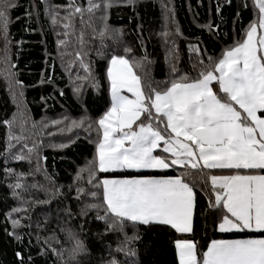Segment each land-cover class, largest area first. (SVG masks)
<instances>
[{
	"label": "trees",
	"instance_id": "1",
	"mask_svg": "<svg viewBox=\"0 0 264 264\" xmlns=\"http://www.w3.org/2000/svg\"><path fill=\"white\" fill-rule=\"evenodd\" d=\"M95 2L101 7L85 12L83 19L79 14L71 17L69 28L62 18L69 14L71 0H14L16 6L8 9L7 34L0 35V264H109L113 259L119 264H179L177 240L198 241L202 254L215 239L264 237L260 231H218L221 209L210 206L215 192L209 177L236 174L235 170H191L185 178L195 183L191 233L130 221L124 222L122 230L119 225L109 230L114 217L109 216L108 222L97 219L104 215L102 188L94 186L101 180L175 177L185 171L182 168L96 172L88 183L102 137L97 122L111 105L107 69L112 56L142 61L136 73L142 85L150 83L157 91L182 76L196 80L244 40L259 17L255 0H112L107 9L105 0ZM75 4L87 8L88 0H75ZM56 13L59 22L54 24ZM105 15L109 33H120L118 38L100 37ZM215 88L224 98L216 84ZM19 95L23 110L16 99ZM65 113L75 121L86 116V126L52 134L57 125L49 122ZM5 121H11V127ZM69 136L72 140L65 147L47 141ZM29 149L38 159L32 170L26 158L16 159L23 151L29 154ZM257 173L264 171L240 170V174ZM45 178L57 193L50 201L30 204L29 220L14 225L12 217L25 202L22 189L38 191L48 185ZM17 182L22 187L16 188ZM80 188L82 194L77 193ZM90 204L101 207L89 208ZM133 237L139 239L125 246L126 239ZM77 239L86 249L78 254L74 253ZM129 250L135 255H128Z\"/></svg>",
	"mask_w": 264,
	"mask_h": 264
},
{
	"label": "snow or ice",
	"instance_id": "2",
	"mask_svg": "<svg viewBox=\"0 0 264 264\" xmlns=\"http://www.w3.org/2000/svg\"><path fill=\"white\" fill-rule=\"evenodd\" d=\"M255 4L260 13L259 24L250 25L246 40L226 51L211 70L201 72L196 80L182 76L171 81L164 91H157L150 83L142 85L136 74V69L143 67L142 61L112 56L107 69L112 105L97 122L102 139L96 169L90 171L88 183L95 179L96 172L116 169L179 167L185 171L175 177L103 179L94 185L102 188L104 207V215L97 219L108 222L109 216L114 217L109 230L117 225L122 230L124 222L130 221L168 225L177 232L191 233L195 183L186 182L185 178L191 170L230 169L236 174L209 177L215 192L214 204L210 206L221 209L218 231L264 232V175L240 174V170L264 171V52L254 39L258 28H264V0H255ZM15 6L14 0H0V35L6 37L8 9ZM111 6L112 0H105V9ZM68 7L69 14L62 18L68 21L65 28L72 26L71 17L79 14L83 19L85 12L93 13L101 5L88 0V7L82 8L71 0ZM57 16L58 13L52 16L54 24L59 22ZM101 19L105 23L100 37L118 38L120 33H109L107 16ZM80 40L83 42L82 33ZM258 43L264 46V36ZM130 51L125 49L126 53ZM213 83L224 98L213 90ZM5 123L11 127V121ZM157 149L167 158L154 155ZM15 187L22 185L17 182ZM83 192L84 189H77L78 194ZM90 195L97 197L96 192ZM18 223L13 221L14 225ZM132 239L139 237L127 238L125 246ZM198 243L191 239L175 241L179 264H264V238L212 240L202 254L198 252ZM84 251L83 242L75 240L74 253ZM127 254L134 256L135 252L129 250ZM109 264L119 262L113 259Z\"/></svg>",
	"mask_w": 264,
	"mask_h": 264
},
{
	"label": "rangeland",
	"instance_id": "3",
	"mask_svg": "<svg viewBox=\"0 0 264 264\" xmlns=\"http://www.w3.org/2000/svg\"><path fill=\"white\" fill-rule=\"evenodd\" d=\"M259 21H260V13H259V17L258 19L254 22L255 24H259ZM249 30V29H248ZM247 30V31H248ZM264 36V28H258V32H257V35L256 37L254 38L256 41H257V47L262 51L264 52V46L260 45L258 43L259 39ZM246 36L244 38V40L241 42L243 43L245 40H246ZM240 43V44H241ZM232 49V48H231ZM230 50V49H228ZM227 50V51H228ZM226 53V51H225ZM225 53L222 55V57L220 59L223 58V56L225 55ZM127 58V57H126ZM219 59V60H220ZM217 60V62L219 61ZM111 61V60H110ZM216 62V63H217ZM109 67H110V62H109ZM137 74V73H136ZM170 87V86H169ZM213 87V90L216 91V88H215V83H213L212 85ZM13 88H14V85H13ZM15 89V88H14ZM166 89V88H165ZM165 89H162V90H159V91H164ZM217 92V91H216ZM110 97H111V84H110ZM125 95H128L129 98H132V94L131 93H128L127 91L124 92ZM21 95V94H20ZM17 96L16 99L19 101L20 103V106L23 105L22 103V100H21V96ZM111 105H112V101H111ZM111 105L109 107V109L111 108ZM108 109V110H109ZM22 110H23V106H22ZM107 110V111H108ZM104 116V115H103ZM102 116V117H103ZM101 117V118H102ZM100 118V119H101ZM53 121H60V123L56 124L57 126L53 128V131L51 132L52 134H56L54 131H61V132H67L66 130H68V132H71L72 130L73 131H78V130H82L81 128V125H84V127L86 126V122H87V119H86V116H83L82 118L80 119H77L76 121L74 119H69V117H67L66 113L59 116L57 119H54L52 120L51 122L49 123H53ZM73 122H76V124H73ZM145 123L147 121H144ZM54 126V125H53ZM135 127V126H134ZM155 127V126H154ZM102 130V129H101ZM14 134V132H13ZM102 139V137H101ZM100 139V141H101ZM72 140V137L69 136V137H63V138H59V137H56L55 139L54 138H49L47 139L48 142L52 143V145H55L56 147H61V145H66ZM99 141V142H100ZM98 144L96 145V157H97V151H98ZM24 150V149H23ZM26 151V150H25ZM27 152V151H26ZM26 152H21L20 156H23L26 158V161H27V165H30L31 167V170L32 168L38 163L37 162V156L34 152H30L29 154L26 153ZM154 155H159V156H164L165 158H167V156L165 155V153H163L162 151H159V152H154ZM81 170V169H80ZM117 170V169H116ZM161 170V169H160ZM252 175H264L262 173L260 174H252ZM44 181L48 182V185H44V187L42 189H38V191H35L33 192L31 189H27L26 188V191L24 189H22V193H21V198L23 199L24 204H23V210L21 209H18L17 213L15 215H13V220L14 221H18L19 225H21L22 223H26L29 219V215L26 213V208H29L30 207V204H35V203H39L40 201H43V200H51L50 197L51 195H53L54 193L56 194V190L50 185L48 179H44ZM193 217H194V214H193ZM17 224V225H18ZM34 225L39 228V223L38 222H35L34 221ZM192 227H193V220H192ZM193 229V228H192ZM215 240H218V239H215ZM178 254V253H177Z\"/></svg>",
	"mask_w": 264,
	"mask_h": 264
},
{
	"label": "crops",
	"instance_id": "4",
	"mask_svg": "<svg viewBox=\"0 0 264 264\" xmlns=\"http://www.w3.org/2000/svg\"><path fill=\"white\" fill-rule=\"evenodd\" d=\"M131 178H141V177H131ZM131 178H108V179H131ZM153 178H156V177H153ZM262 238H264V237H262Z\"/></svg>",
	"mask_w": 264,
	"mask_h": 264
}]
</instances>
